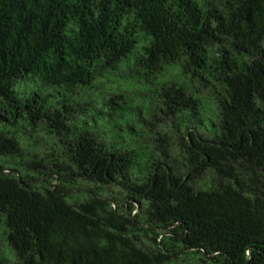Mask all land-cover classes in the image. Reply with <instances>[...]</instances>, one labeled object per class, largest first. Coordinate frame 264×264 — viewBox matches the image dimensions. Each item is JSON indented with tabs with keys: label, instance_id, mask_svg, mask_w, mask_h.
<instances>
[{
	"label": "trees",
	"instance_id": "obj_1",
	"mask_svg": "<svg viewBox=\"0 0 264 264\" xmlns=\"http://www.w3.org/2000/svg\"><path fill=\"white\" fill-rule=\"evenodd\" d=\"M0 264H264V0H0Z\"/></svg>",
	"mask_w": 264,
	"mask_h": 264
}]
</instances>
